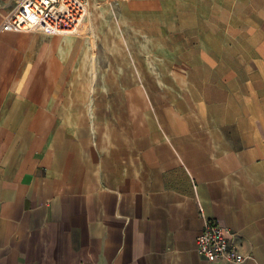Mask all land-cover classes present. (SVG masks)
I'll return each instance as SVG.
<instances>
[{"label":"crops","instance_id":"crops-1","mask_svg":"<svg viewBox=\"0 0 264 264\" xmlns=\"http://www.w3.org/2000/svg\"><path fill=\"white\" fill-rule=\"evenodd\" d=\"M184 1L0 32V264H227L194 253L205 220L264 264V0Z\"/></svg>","mask_w":264,"mask_h":264},{"label":"built area","instance_id":"built-area-1","mask_svg":"<svg viewBox=\"0 0 264 264\" xmlns=\"http://www.w3.org/2000/svg\"><path fill=\"white\" fill-rule=\"evenodd\" d=\"M1 17L0 32H39L44 35H73L88 15L86 0H9ZM2 0H0V7ZM194 253L207 263L240 264V255L226 231L214 220H205L194 239Z\"/></svg>","mask_w":264,"mask_h":264},{"label":"rangeland","instance_id":"rangeland-1","mask_svg":"<svg viewBox=\"0 0 264 264\" xmlns=\"http://www.w3.org/2000/svg\"><path fill=\"white\" fill-rule=\"evenodd\" d=\"M121 1H126V0H121ZM188 1L189 0L184 1V2H186V4L182 5L183 8L191 7L193 9H195L198 13L203 14L205 16V18L207 15H211V18H214V15L216 12V0H190L189 1L190 5L187 4ZM95 2L103 4L106 9L109 8V6L104 2V0H95ZM145 7H146L145 8L146 10H144V11L142 9H140V10H133L131 12H134V13L139 12L141 14L144 12V13L152 15V14L157 13V11H158L157 6H156V8L154 6L152 7V5H148ZM163 7L166 9L165 11H167L169 8V6H163ZM89 17H90V14H89ZM127 23L133 24L132 25L133 28H135L136 24L138 25L137 29H142V27H143L144 35L151 34L152 29H154V22L152 20H145L143 22L142 21L139 22L138 20L137 21H127ZM139 26H141V27H139ZM112 27H114V28H116V30H118V28H121V25H120L118 20L116 22L112 21ZM86 28H87V23L85 22L84 27L81 28L83 33H85ZM144 39H145V51H147V50L151 51L150 44L148 43L149 40H151L150 37H145Z\"/></svg>","mask_w":264,"mask_h":264},{"label":"bare ground","instance_id":"bare-ground-1","mask_svg":"<svg viewBox=\"0 0 264 264\" xmlns=\"http://www.w3.org/2000/svg\"><path fill=\"white\" fill-rule=\"evenodd\" d=\"M89 14H90V11H89ZM88 18H89V15H88ZM84 27V23H83V25L81 26V28H83Z\"/></svg>","mask_w":264,"mask_h":264}]
</instances>
